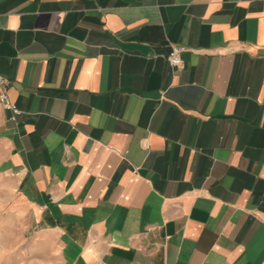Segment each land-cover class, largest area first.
Returning <instances> with one entry per match:
<instances>
[{
    "label": "crops",
    "instance_id": "1",
    "mask_svg": "<svg viewBox=\"0 0 264 264\" xmlns=\"http://www.w3.org/2000/svg\"><path fill=\"white\" fill-rule=\"evenodd\" d=\"M0 74L1 200L59 264H264V0H0Z\"/></svg>",
    "mask_w": 264,
    "mask_h": 264
},
{
    "label": "rangeland",
    "instance_id": "2",
    "mask_svg": "<svg viewBox=\"0 0 264 264\" xmlns=\"http://www.w3.org/2000/svg\"><path fill=\"white\" fill-rule=\"evenodd\" d=\"M8 207L0 196V264H59L27 219H19Z\"/></svg>",
    "mask_w": 264,
    "mask_h": 264
},
{
    "label": "built area",
    "instance_id": "3",
    "mask_svg": "<svg viewBox=\"0 0 264 264\" xmlns=\"http://www.w3.org/2000/svg\"><path fill=\"white\" fill-rule=\"evenodd\" d=\"M185 50L186 48L183 45L172 44L168 54L166 55L167 62L173 67L182 68L183 61L181 58V53ZM5 84V78L0 74V103L4 106L5 109L11 112L10 119L16 120L21 111L14 103L9 100L5 91Z\"/></svg>",
    "mask_w": 264,
    "mask_h": 264
}]
</instances>
